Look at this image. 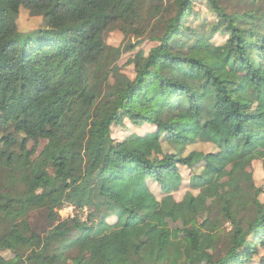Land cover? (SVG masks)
Here are the masks:
<instances>
[{
	"label": "trees",
	"instance_id": "trees-1",
	"mask_svg": "<svg viewBox=\"0 0 264 264\" xmlns=\"http://www.w3.org/2000/svg\"><path fill=\"white\" fill-rule=\"evenodd\" d=\"M198 2L213 20L193 24ZM21 12L41 24L23 30ZM147 26L157 43L134 53L135 75L122 92L112 81L122 48L106 37L117 29L140 36ZM126 121L155 126L162 136L151 143L143 132L114 138L112 127ZM260 121L264 0H0V264H160V253L174 254L166 229L140 234L159 212L188 224V248L197 252L196 212L207 187L232 154L234 167L256 158L252 146L264 148V132L248 129ZM196 142L214 149L183 154ZM180 166L190 170L197 192L177 199ZM112 168L138 170L142 180L159 184L161 197L151 193L152 201L140 204L134 191L109 184ZM261 194L255 184L230 190L210 236L208 264H264ZM66 205L77 211L61 218ZM55 236L61 251L50 254ZM120 237L130 243L124 250Z\"/></svg>",
	"mask_w": 264,
	"mask_h": 264
},
{
	"label": "rangeland",
	"instance_id": "rangeland-1",
	"mask_svg": "<svg viewBox=\"0 0 264 264\" xmlns=\"http://www.w3.org/2000/svg\"><path fill=\"white\" fill-rule=\"evenodd\" d=\"M167 0H163L166 3ZM230 7V6H229ZM241 7H236L240 9ZM196 15L192 22L193 24L199 23L202 18L207 20H213L215 18L214 14L210 12L203 2H198L195 6ZM41 24L40 17L30 16L26 12H21L19 17V25L23 30L35 28ZM150 26H147V30L143 32L140 36H135L134 33L124 34L121 30L111 31L106 37V41L109 44L118 45L122 48V54L118 59V65L120 67L119 72H117L112 79L113 83L122 91L127 92L130 88L131 82L134 78V66L129 60L132 58L134 53L139 49L143 50L145 53L148 52L149 48L157 43L156 40L151 39L150 36ZM224 40V36L216 35V41L221 42ZM133 45L134 48L125 51V47L128 45ZM236 72L239 76L244 77V72L237 68ZM107 93L102 98L105 100ZM248 129L252 132H264V121H260L252 124ZM112 136L116 139H122L129 133H145V140L149 143L153 142L156 138L159 139L162 136L161 131L152 125L143 124L142 126H133L129 122H125L124 125H114L112 127ZM164 147L170 152H176L178 149L168 143L163 141ZM123 146V145H121ZM41 145L38 146L37 152L39 151ZM192 149L201 150H212L214 145L204 142H196L187 145L183 149V154L188 153ZM252 151L255 159L246 157L240 160V164L237 167L233 166V161L237 158L236 154L229 156L228 164L224 170L218 175L217 179L209 184L207 187V192L204 194L203 199L198 208V215L196 220V226L201 232L200 246L197 252H190L188 248L189 238L184 232L183 228L187 226L179 215H169L163 212L157 213L150 221H148L141 229L140 234L142 237L147 238L152 235L157 234L158 226H163L168 233L167 245L174 250L172 257L160 253L159 261L160 264H175L180 259H191L193 264H208V260L211 256V248L209 246L210 236L213 230H216L219 225H217V217L222 206V202L228 197L230 190L234 187L247 188L251 184L256 186H261L264 189V169L262 167V160L264 159V148L255 143L252 146ZM25 164L30 163L32 156L25 159ZM25 166V165H24ZM179 171L183 176V182L179 190L173 192L175 198L179 199L183 196L185 191L191 189L188 183V177L190 175V170L185 167H179ZM110 178L109 184L118 183L120 187L124 190H132L136 193L135 200L140 204L150 203L152 201L151 193L157 198H160L162 193L159 184L155 181H144L141 179V175L138 170H127V169H115L112 168L108 172ZM193 190V189H191ZM197 192V190H193ZM264 194L260 195L263 199ZM71 205H66L59 210L61 218L71 216L76 213ZM85 217V209L83 210ZM39 213H35L33 216L36 217L38 221L39 229H43L47 226V223L38 216ZM109 221H114L115 217H109ZM191 227V225H189ZM223 227V226H222ZM225 228L229 227L226 222L224 224ZM128 240L120 237L118 239V247L120 250H124L129 247L130 243ZM60 238L55 236L50 239L48 245V252L50 254H58L61 251ZM64 264V263H62Z\"/></svg>",
	"mask_w": 264,
	"mask_h": 264
}]
</instances>
